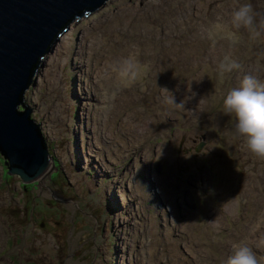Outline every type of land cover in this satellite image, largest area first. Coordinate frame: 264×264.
I'll use <instances>...</instances> for the list:
<instances>
[{"label": "rangeland", "instance_id": "1", "mask_svg": "<svg viewBox=\"0 0 264 264\" xmlns=\"http://www.w3.org/2000/svg\"><path fill=\"white\" fill-rule=\"evenodd\" d=\"M245 2L264 18V0H110L74 18L25 94L59 176L23 189L0 153V264H223L239 244L264 264V158L222 110L245 74L264 81V36L207 35ZM133 54L145 70L123 87L109 73ZM226 54L240 68L221 78Z\"/></svg>", "mask_w": 264, "mask_h": 264}, {"label": "water", "instance_id": "2", "mask_svg": "<svg viewBox=\"0 0 264 264\" xmlns=\"http://www.w3.org/2000/svg\"><path fill=\"white\" fill-rule=\"evenodd\" d=\"M108 1L0 0V153L9 175H19L24 185L58 171L25 94L74 18L92 14Z\"/></svg>", "mask_w": 264, "mask_h": 264}, {"label": "clouds", "instance_id": "3", "mask_svg": "<svg viewBox=\"0 0 264 264\" xmlns=\"http://www.w3.org/2000/svg\"><path fill=\"white\" fill-rule=\"evenodd\" d=\"M257 13L249 2L241 3L231 13L230 26L214 22L207 30L208 38L226 39L232 44L238 42L236 31L244 29L250 38L264 36V18L257 20ZM240 68V64L226 54L218 62V73L222 78L225 73ZM145 68L134 55H129L113 66L112 71L123 87L133 86L143 74ZM172 104L184 108L182 101ZM222 110L227 116L234 117L236 132L244 138L247 149L259 158H264V81L254 75L245 74L238 87L231 89L222 98ZM223 264H260L256 253L247 245H236Z\"/></svg>", "mask_w": 264, "mask_h": 264}, {"label": "bare ground", "instance_id": "4", "mask_svg": "<svg viewBox=\"0 0 264 264\" xmlns=\"http://www.w3.org/2000/svg\"><path fill=\"white\" fill-rule=\"evenodd\" d=\"M109 2V1H108ZM99 10V9H98ZM97 10V11H98ZM96 12V11H95ZM212 22H214V21H212ZM211 22V23H212ZM70 25V24H69ZM206 26V25H205ZM66 32V31H65ZM238 36V35H237ZM208 39V38H207ZM202 40H204V39H202ZM217 40H219V39H217ZM198 41V40H197ZM208 41H209V39H208ZM194 42V41H193ZM199 42V41H198ZM201 42V41H200ZM212 42H214V41H212ZM218 42H220V41H218ZM240 42V41H239ZM83 43V42H82ZM211 43V42H210ZM84 44V43H83ZM215 44V43H214ZM200 45H202V44H200ZM85 46V45H84ZM203 46V45H202ZM233 46V45H232ZM209 47V46H208ZM226 48H227V45L225 46ZM201 48V47H200ZM206 48V47H205ZM210 48V47H209ZM233 48V47H232ZM80 49V48H79ZM204 49V48H203ZM214 49V48H213ZM169 50V49H168ZM200 50V49H199ZM215 50V49H214ZM166 51V50H165ZM213 51V50H212ZM231 51V50H230ZM188 52V51H187ZM233 52V51H232ZM145 53V52H144ZM149 53H151V52H149ZM155 53V52H154ZM159 53V52H158ZM205 53V52H204ZM152 54V53H151ZM150 54V55H151ZM163 54V53H162ZM167 54V53H166ZM188 55H189V53H187ZM197 54V53H196ZM210 54H212V53H210ZM230 54H231V52H230ZM134 55V54H133ZM147 55H148V53H147ZM169 55H170V53H169ZM217 55H218V53H217ZM221 55V54H220ZM231 55H233V54H231ZM157 56V55H156ZM162 56V55H161ZM197 56V55H196ZM199 56H200V54H199ZM137 57V56H136ZM172 57V56H171ZM186 57V56H185ZM205 57H208L207 55L205 56ZM216 57V56H215ZM148 58H150L149 56H148ZM152 58V57H151ZM153 58H156L155 56L153 57ZM187 58V57H186ZM185 58V59H186ZM189 58V57H188ZM195 58V57H194ZM212 58V57H211ZM137 59V58H136ZM164 59V58H163ZM166 59H167V55H166ZM196 59H198V58H196ZM200 59V58H199ZM210 59V58H209ZM208 59V60H209ZM217 59V58H216ZM150 60V59H149ZM188 60V59H187ZM192 60V59H191ZM203 60V59H202ZM140 61V60H139ZM142 61H143V59H142ZM151 61V60H150ZM172 61V60H171ZM193 61V60H192ZM204 61H206V60H204ZM152 62V61H151ZM164 62H165V60H164ZM167 62V61H166ZM195 62H197V60L195 61ZM201 62V61H200ZM139 63H141V62H139ZM157 63V62H156ZM161 63H163V62H161ZM168 63V62H167ZM207 63V62H206ZM150 64V63H149ZM159 64V63H158ZM164 64V63H163ZM141 65H142V63H141ZM153 65H155V64H153ZM167 65V64H166ZM210 65H211V63H210ZM149 66V65H148ZM162 66V65H161ZM164 66V65H163ZM212 66V65H211ZM167 67V66H166ZM151 69H152V67H151ZM154 69V68H153ZM199 73H200V71H199ZM109 75H113V76H115V74L113 73V71H111L110 73H109ZM215 75V74H214ZM215 76H217V75H215ZM116 77V76H115ZM202 77V76H201ZM211 77H213V76H211ZM210 77V78H211ZM112 78V77H111ZM115 82V81H114ZM139 82H141V81H139ZM216 82V81H215ZM209 84H211V83H209ZM133 87V86H132ZM135 87V86H134ZM211 87V86H210ZM215 87H216V85H215ZM219 87V86H218ZM136 88H138V87H136ZM213 90V89H212ZM87 92V93H86ZM85 95H86V98H85V101H87V100H89V93H90V89L89 88H85ZM132 96V95H131ZM134 97H136V96H134ZM129 99V98H128ZM135 99V98H134ZM130 100H132V99H130ZM24 101H25V99H24ZM128 101V100H127ZM132 102H134V100H132ZM210 102V101H209ZM118 103V102H117ZM127 103H129V102H127ZM215 103V102H214ZM218 103V102H217ZM221 103V102H220ZM220 103H219V105H220ZM119 104V103H118ZM123 105V104H122ZM209 105V104H208ZM218 105V104H217ZM121 107V106H120ZM119 107V108H120ZM124 107H126V106H124ZM124 107L121 109V111H123L124 110ZM31 114H32V112H31ZM230 116H228V118H229ZM217 120V119H216ZM224 120V119H223ZM105 121V120H104ZM109 121V120H108ZM225 121H226V119H225ZM224 122V121H223ZM110 124V123H109ZM222 124V123H221ZM105 125V124H104ZM103 125V126H104ZM107 125V124H106ZM217 125V124H216ZM222 126V125H221ZM218 128V127H217ZM221 128V127H220ZM106 129V128H105ZM108 129V128H107ZM228 132H226V134H227ZM93 134V133H92ZM102 134L103 135H107L106 134V132H104V130L102 129ZM109 134V133H108ZM231 134V133H230ZM229 135V134H228ZM233 138V137H232ZM89 141H91V138L89 137V139H88ZM94 140H95V138H94ZM236 142V141H235ZM98 144H100V145H102V146H105V142H104V140L103 139H101L100 137H99V139H98ZM92 153H95L96 154V156H95V158H93V159H91L90 160V162L91 163H94V162H96V157H97V155H98V153H96V152H94V151H91ZM70 156V155H69ZM90 156H93L94 157V155H92L91 153H87V157H90ZM99 156V155H98ZM248 158V157H247ZM69 159V158H68ZM74 160V159H73ZM109 163V162H108ZM103 166H105L104 164L101 166V167H103ZM57 167V166H56ZM100 167V168H101ZM108 167H109V164H108ZM100 172H101V170H100ZM55 173V172H54ZM102 173V172H101ZM106 174L107 175H110V173H108V172H106ZM54 174L53 173H51V177L50 178H52V176H53ZM47 175H44L41 179H40V181H42L45 177H46ZM125 187V186H124ZM115 202L117 203V204H120V199L119 198H115ZM184 205V204H183ZM126 206H127V208L128 209H131V207H129L127 204H126ZM186 209V208H185ZM164 210V209H163ZM169 211V210H168ZM164 212V211H163ZM172 214V213H171ZM133 214H130L129 215V217H131ZM156 215H158V214H156ZM148 216V215H147ZM142 217H145V216H142ZM141 217V218H142ZM168 217V216H167ZM166 217V218H167ZM147 218V217H146ZM161 218V217H160ZM150 219H151V216H150ZM170 219V218H169ZM148 220V219H147ZM156 220V219H155ZM168 220V219H167ZM140 221V220H139ZM139 221L136 223V225L139 223ZM144 222V221H143ZM153 222V221H152ZM162 222V221H161ZM156 225H157V223H156ZM156 225H154V226H156ZM1 228V227H0ZM121 228V227H120ZM129 228V227H128ZM117 229V228H116ZM122 229V228H121ZM111 230V229H110ZM1 231V230H0ZM116 231V230H115ZM131 231V230H130ZM123 233V232H122ZM125 233H127V232H125ZM123 235V234H122ZM121 235V236H122ZM121 239V238H120ZM175 241V240H174ZM175 243V242H174ZM195 244V243H194ZM120 246V245H119ZM123 246V245H122ZM143 249V248H142ZM148 250V249H147ZM149 252V251H148ZM114 253H115V251H114ZM144 253V252H143ZM146 253V252H145ZM151 253V252H150ZM119 255V254H118ZM150 255V254H149ZM152 255H153V253H152ZM130 256H132V255H130ZM136 256V255H135ZM197 257V256H196ZM130 259V258H129ZM131 260V259H130ZM154 260V259H153ZM132 261V260H131ZM130 261V262H131ZM141 261V259H139V261L138 262H140ZM118 262V261H117ZM175 262V261H174ZM130 264H134V262H131ZM137 264V263H136Z\"/></svg>", "mask_w": 264, "mask_h": 264}, {"label": "trees", "instance_id": "5", "mask_svg": "<svg viewBox=\"0 0 264 264\" xmlns=\"http://www.w3.org/2000/svg\"><path fill=\"white\" fill-rule=\"evenodd\" d=\"M24 108V107H23ZM60 172L54 173L52 180L55 181L56 178L59 176ZM34 186V184H29V185H23V189H27V188H32Z\"/></svg>", "mask_w": 264, "mask_h": 264}]
</instances>
